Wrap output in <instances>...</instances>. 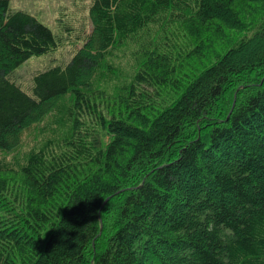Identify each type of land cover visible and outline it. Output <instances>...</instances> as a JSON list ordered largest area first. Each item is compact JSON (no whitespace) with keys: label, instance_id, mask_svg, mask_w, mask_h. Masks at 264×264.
<instances>
[{"label":"trees","instance_id":"trees-1","mask_svg":"<svg viewBox=\"0 0 264 264\" xmlns=\"http://www.w3.org/2000/svg\"><path fill=\"white\" fill-rule=\"evenodd\" d=\"M90 18L30 96L11 76L59 41L0 0V155L50 134L0 157V264H264V0H92Z\"/></svg>","mask_w":264,"mask_h":264},{"label":"rangeland","instance_id":"rangeland-1","mask_svg":"<svg viewBox=\"0 0 264 264\" xmlns=\"http://www.w3.org/2000/svg\"><path fill=\"white\" fill-rule=\"evenodd\" d=\"M10 12H23L36 18L48 27L59 41L57 51L33 57L21 65L11 76L24 92L33 95V78L36 74L46 72L56 67L67 66L76 52L83 47L85 39L93 30L90 18L92 0H9ZM129 52L123 55L121 68L128 70ZM44 123L32 127L24 136L18 148L2 153L13 162L23 156L33 147L40 146L50 137L45 131ZM47 132V133H46Z\"/></svg>","mask_w":264,"mask_h":264}]
</instances>
